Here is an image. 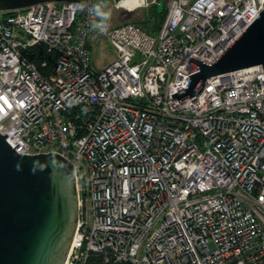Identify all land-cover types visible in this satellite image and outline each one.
I'll list each match as a JSON object with an SVG mask.
<instances>
[{
    "label": "built area",
    "instance_id": "obj_1",
    "mask_svg": "<svg viewBox=\"0 0 264 264\" xmlns=\"http://www.w3.org/2000/svg\"><path fill=\"white\" fill-rule=\"evenodd\" d=\"M98 2L0 18V134L16 153L52 152L74 168L78 220L64 264L90 252L131 264H264L263 67L171 97L198 71L189 57L215 62L264 0H166L155 33L128 20L93 30ZM102 36L114 55L97 68Z\"/></svg>",
    "mask_w": 264,
    "mask_h": 264
},
{
    "label": "water",
    "instance_id": "obj_2",
    "mask_svg": "<svg viewBox=\"0 0 264 264\" xmlns=\"http://www.w3.org/2000/svg\"><path fill=\"white\" fill-rule=\"evenodd\" d=\"M73 0H0V12L44 2ZM120 1V0H115ZM198 71L178 101L200 91L205 80L261 65L264 70V8L213 63L189 57ZM0 134V264H64L78 220L73 165L58 154H19Z\"/></svg>",
    "mask_w": 264,
    "mask_h": 264
},
{
    "label": "trees",
    "instance_id": "obj_3",
    "mask_svg": "<svg viewBox=\"0 0 264 264\" xmlns=\"http://www.w3.org/2000/svg\"><path fill=\"white\" fill-rule=\"evenodd\" d=\"M166 0H158V4H153L149 7L147 14L144 16L142 20L134 21L139 24L143 29H145L149 33H155L160 27L163 19L166 15ZM7 12H4L3 15H6ZM37 50V49H35ZM30 56L36 61L38 64L40 62V57L42 56L40 52L36 54H30ZM47 60V66L45 68H40L41 73H49L51 71L52 62H53V54L46 53L43 55ZM97 111L96 108L84 109V114H81L84 117H93L94 113ZM80 119V118H79ZM79 122L82 120H78ZM83 264H131L129 262L124 261H116L114 257L107 252V254L103 253H93L90 252Z\"/></svg>",
    "mask_w": 264,
    "mask_h": 264
},
{
    "label": "rangeland",
    "instance_id": "obj_4",
    "mask_svg": "<svg viewBox=\"0 0 264 264\" xmlns=\"http://www.w3.org/2000/svg\"><path fill=\"white\" fill-rule=\"evenodd\" d=\"M104 3L107 5V9L111 12V18L109 21V24L117 25L121 24L123 21H139L144 18V16L147 14V11L149 10V7L153 4H158V1L156 3L151 2V0H148L147 5H140L134 8L129 7L126 5H120L121 8H115L113 3L114 0H104ZM142 4V0H141ZM166 8H167V2H166ZM123 7V8H122ZM2 17V12H0V18ZM113 50L110 47V45L107 43L106 39L102 36L97 43L93 46L92 49V59L94 62V65L97 68H103L106 66L113 58ZM87 219L90 220L91 218V212L89 209V204L87 203Z\"/></svg>",
    "mask_w": 264,
    "mask_h": 264
},
{
    "label": "clouds",
    "instance_id": "obj_5",
    "mask_svg": "<svg viewBox=\"0 0 264 264\" xmlns=\"http://www.w3.org/2000/svg\"><path fill=\"white\" fill-rule=\"evenodd\" d=\"M89 12L93 16L90 25L91 28L101 33H107L108 28L110 27L109 21L111 18V12L107 9L104 0H100V2L92 5Z\"/></svg>",
    "mask_w": 264,
    "mask_h": 264
},
{
    "label": "bare ground",
    "instance_id": "obj_6",
    "mask_svg": "<svg viewBox=\"0 0 264 264\" xmlns=\"http://www.w3.org/2000/svg\"><path fill=\"white\" fill-rule=\"evenodd\" d=\"M118 4H120V5H126L127 4V6L132 7L134 5L141 4V0H120L118 2Z\"/></svg>",
    "mask_w": 264,
    "mask_h": 264
}]
</instances>
